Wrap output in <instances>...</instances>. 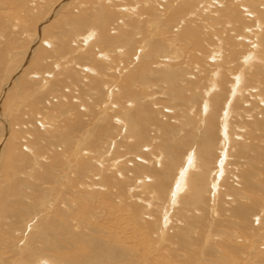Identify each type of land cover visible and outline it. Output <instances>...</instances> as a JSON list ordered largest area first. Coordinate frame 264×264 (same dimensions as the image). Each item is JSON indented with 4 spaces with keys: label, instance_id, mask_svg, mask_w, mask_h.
I'll return each mask as SVG.
<instances>
[{
    "label": "rangeland",
    "instance_id": "obj_1",
    "mask_svg": "<svg viewBox=\"0 0 264 264\" xmlns=\"http://www.w3.org/2000/svg\"><path fill=\"white\" fill-rule=\"evenodd\" d=\"M0 264H264V0H0Z\"/></svg>",
    "mask_w": 264,
    "mask_h": 264
},
{
    "label": "bare ground",
    "instance_id": "obj_2",
    "mask_svg": "<svg viewBox=\"0 0 264 264\" xmlns=\"http://www.w3.org/2000/svg\"><path fill=\"white\" fill-rule=\"evenodd\" d=\"M252 58V57H251ZM250 59V58H249ZM244 61V60H243ZM250 62V61H249ZM245 63V62H244ZM242 79V78H241ZM239 84V83H238ZM210 88V87H209ZM235 89V88H234ZM237 89V88H236ZM238 91V90H237ZM247 91V90H246ZM234 94V93H233ZM236 94V93H235ZM234 94V95H235ZM233 95V96H234ZM232 103V102H231ZM231 103H230V105H231ZM209 106V105H208ZM206 107H207V103H206ZM206 107H204L205 109H206ZM209 110V109H208ZM229 111H230V108L228 109ZM205 111V110H204ZM224 111V110H223ZM206 112V114H207V111H205ZM229 113H231V112H229ZM228 113V114H229ZM206 114H204V115H206ZM225 119V118H224ZM227 119V118H226ZM225 119V120H226ZM229 119H227L226 121H228ZM226 129H227V125H226ZM225 132L227 131V130H224ZM227 135H230L229 133L227 134ZM227 141H231L230 140V137L228 136V139H227ZM229 144H230V142H229ZM228 145V144H227ZM224 146H226V145H224ZM229 146V145H228ZM227 150V149H226ZM225 151V150H224ZM228 153V152H227ZM227 155H225V157H226ZM191 157V156H190ZM196 157V156H195ZM193 159V158H192ZM194 160V159H193ZM194 161H196V160H194ZM223 162V161H222ZM186 163V162H185ZM195 165H196V163H194ZM195 165H193L192 166V164L190 165V167L192 168V167H194ZM224 165H225V163H224ZM197 167V166H196ZM195 167V168H196ZM195 168H194V170H195ZM222 168H224L223 166H222ZM185 169V168H184ZM222 170V169H221ZM224 170V169H223ZM225 171V170H224ZM185 172V171H184ZM190 172H191V169H190ZM190 172H188V173H190ZM218 174V173H217ZM185 175V174H184ZM188 178V176L186 175V176H182V184L181 185H179L180 187L178 188V190H177V194H176V197L174 198V203L173 204H176L177 203V201H178V199H179V197H180V195L183 193V190L185 189V186L187 185V178ZM186 178V179H185ZM178 197V198H177ZM177 200V201H176Z\"/></svg>",
    "mask_w": 264,
    "mask_h": 264
}]
</instances>
